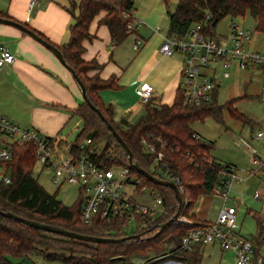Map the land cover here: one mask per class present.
<instances>
[{"label": "trees", "instance_id": "trees-1", "mask_svg": "<svg viewBox=\"0 0 264 264\" xmlns=\"http://www.w3.org/2000/svg\"><path fill=\"white\" fill-rule=\"evenodd\" d=\"M162 1L169 14V35H185L192 24L207 20V15H211V18L205 32L213 37L216 36V25L228 16L249 15L255 20V31L264 34V0H178L173 10H170V0ZM66 9L75 21L70 26L69 41L58 49L83 82L89 100V103L83 100L74 110V114L82 119L83 128L72 144V151L77 152V144L85 132H88L87 137L92 138L94 143L103 140L102 149L98 151L95 148V154L92 155L94 160L109 167L129 168L132 176L142 179L144 184L162 194L166 213L156 223L137 231L140 238L120 243H93L62 237L6 217L3 212L84 235L117 239L127 236L115 222H97L94 226L82 224L80 211L83 195L75 205H65L57 198L56 192L47 191L34 176L37 159L35 145L28 143L17 146L11 161L0 162V167L9 174L4 177L10 179L9 183L0 180V264H22L15 263L13 258H28L32 254H39L49 262L60 261L64 264H133L135 260L154 264L171 257L182 259L184 264H201L203 247L198 245L190 251L180 252V242L189 229L208 221L188 220L184 223L176 219L157 234L161 226L176 213H179L178 218H187L199 197L213 195L216 185L221 182V170L231 166L212 155L215 142L202 137L194 130L193 124L209 117L223 123L224 111L252 129L256 123L237 110L235 105L238 99L220 105L215 97L212 102L201 106L185 105L181 87L172 104L149 99L145 102L144 114L137 122L115 121L113 105L102 100L100 91L118 88L117 77L102 79L98 73L88 75L84 65L86 62L94 64L93 69L98 71L102 65L96 60L83 59L84 42L95 38L90 33V25L101 13L105 15L99 23L109 29L113 45L117 47L125 42L135 31H129L127 26L134 20L136 0H69ZM34 32L47 41L39 32ZM91 105L101 111L105 121ZM107 123L113 126L128 146L134 163L140 168L162 178L164 175L158 169L165 164L169 176L179 180L183 186V205L180 209L172 188L156 184L136 171ZM143 138L149 141L154 139L156 147L163 153L161 161L156 162V154L146 152L141 143ZM254 218L259 230H262L264 219L257 214H254ZM167 242H173V247L168 249ZM159 252H162L161 257L154 255Z\"/></svg>", "mask_w": 264, "mask_h": 264}, {"label": "built area", "instance_id": "built-area-1", "mask_svg": "<svg viewBox=\"0 0 264 264\" xmlns=\"http://www.w3.org/2000/svg\"><path fill=\"white\" fill-rule=\"evenodd\" d=\"M36 3L38 0H31L30 8ZM210 18L211 15H207V20L192 24L183 36L166 34L160 48L163 55L180 53L183 57L180 87L184 92V104L188 106L212 102L219 86V71L222 70L223 78H228V69L234 63L243 70L252 68L264 72V52L250 51L247 48L254 36L253 29L232 20L227 35L213 37L205 32ZM137 24L140 23L134 19L128 24V30L134 31ZM155 30L159 31L160 28ZM142 45L143 40L137 38L133 49L137 51ZM14 61V54L8 48L1 47L0 67ZM136 94L146 102L153 98L154 88L149 83H142L136 88ZM262 94L264 95V84ZM256 137L262 138L263 131L258 130ZM28 143L35 145L36 165L41 167V171L53 169V181L57 186L70 183L79 187L83 195L80 211L82 224L93 226L97 222H115L126 225L135 222L140 231L151 223H156L166 213L162 194L144 184L142 179L132 176L129 168L109 167L94 160L92 138L81 139L77 144V152H74L72 144L62 147L59 138L46 137L35 128H23L0 116V162L11 161L15 156L14 149ZM141 143L146 152L156 154V162L163 159V153L156 147L154 139L149 141L143 138ZM163 145L162 143L161 146ZM248 148L252 151L253 166L246 172L247 177H252L264 167V155L258 157L254 149L250 146ZM158 171L164 175L161 179L174 182L180 192H183V186L178 179L169 176L165 164ZM262 172L264 174V168ZM220 177L221 182L216 185L214 194L221 196L226 202L230 199L232 185L245 178L233 166L221 170ZM3 180L5 183L10 182L8 177ZM254 197L259 199L260 192H255ZM177 220L187 222L185 217ZM236 220L237 209L223 206L215 221H208L188 230L180 242V252L190 251L198 245H218L223 252L232 253L233 264H264V228L258 229L256 235L244 237L234 229ZM133 264L145 263L134 261ZM158 264H182V261L171 257Z\"/></svg>", "mask_w": 264, "mask_h": 264}, {"label": "crops", "instance_id": "crops-1", "mask_svg": "<svg viewBox=\"0 0 264 264\" xmlns=\"http://www.w3.org/2000/svg\"><path fill=\"white\" fill-rule=\"evenodd\" d=\"M30 1L0 0L1 17L5 16V19H12L39 32L57 47L67 43L70 26L75 21L66 9L69 0H38L32 8ZM137 3L134 19L140 24L136 25L134 33L125 42L117 47L113 45L109 29L99 23L105 15L101 13L90 25V33L95 38L84 42L83 53L85 61L96 60L102 65L98 71L102 79L117 77L119 87L104 89L100 91V96L106 104L113 105L116 121L126 120L130 123L137 122L145 111V102L136 94L138 86L149 83L154 88L152 99L155 102L172 104L182 82V55L167 56L160 51L166 35L164 27L170 22L165 4L162 0H137ZM158 27L160 30L156 31ZM137 38L143 40V45L135 52L133 44ZM257 38L263 45L264 37ZM3 46L14 54L15 61L0 67V116L23 128H35L46 137L59 138L62 147L73 144L76 140L71 143L68 138L71 139L74 132L79 130L77 139L83 128L82 119L74 114L83 97L71 73L40 42L14 26L0 23V48ZM130 47L134 52L128 50ZM261 51L264 52V48ZM262 76L264 81V74ZM79 125L82 126L80 129ZM258 130L263 131L262 138L256 137ZM242 134L243 131L240 137L236 135V139L239 138L243 150V161L233 160L223 164H230L245 175L247 169L253 166L252 151L248 148L251 144L247 140L254 146L256 156L264 155V121L257 130L250 128L247 137L243 138ZM242 139L246 141L243 143ZM263 168L255 177L244 179H255L261 185V189L255 191H259L261 197H253L263 201L262 207L251 212L247 210L248 214L253 217L257 214L261 219H264ZM197 215L202 221H214Z\"/></svg>", "mask_w": 264, "mask_h": 264}, {"label": "rangeland", "instance_id": "rangeland-1", "mask_svg": "<svg viewBox=\"0 0 264 264\" xmlns=\"http://www.w3.org/2000/svg\"><path fill=\"white\" fill-rule=\"evenodd\" d=\"M177 2L178 0H170V10H173L175 8ZM136 6H138L137 0ZM232 20L253 29L254 36L247 46L248 50L255 51L257 49L262 50L264 48V43L262 45V41H260L259 38L256 39L257 36L264 37V35L255 31V20L249 15H246L245 17H225L216 25L214 29L215 34L217 36L227 35L229 31V25ZM164 30H166L165 32L166 34H168L169 24L164 27ZM128 50L130 52L138 51L134 49L133 51L131 47L128 48ZM84 65H86V69L88 70L87 73L89 76H93L98 73V70L96 68L93 69L94 64L92 65V63L86 62V64ZM228 71L230 74L228 78H223L222 70L219 71V86L215 92L217 102L220 105H224L232 99H238L235 105L237 110L239 112H242L244 115L254 120L255 122H258L254 127V130H257L264 121V95L262 94V85L264 84L262 75L264 74V72L252 68L243 70L238 68L235 63L228 69ZM222 116L223 123L218 122L212 117H209L204 121L194 122L193 128L202 137L215 142V148L212 151V155L222 163H229L233 160H239L242 162L243 150L240 141L238 140L239 138L236 139V135L240 137V132L242 133L243 131L242 137H247V134L250 133L251 127L249 125H244L241 121L235 118H232L227 111H224ZM81 127L82 126H80L79 129ZM78 131L76 130L74 132L71 139L68 138L69 142L72 143L74 140H76L75 138ZM87 135L88 132H85L83 134L82 140L85 139ZM245 141V139H242L243 143ZM247 141L251 144L250 147L254 149L251 141ZM103 145V140H98L94 143V148L99 151L102 149ZM245 150L248 151L246 148ZM240 171L244 174L242 170ZM33 174L37 178L38 182L47 191L51 193L56 192L57 198L61 200L65 205L73 206L78 201H80L81 192L79 187L70 183H64L60 187L57 186L53 181L54 171L52 168H46L45 170L41 171V167L39 165H36ZM4 175L9 176V174L0 167V180L4 178ZM241 176L246 179L253 177H247V172L245 175L241 174ZM255 176L256 175H254V177ZM257 189H261V185L259 186V181L250 179L244 180L239 183H234L230 191V199L226 202H224V200L219 195H203L198 198L195 207L193 208V210H191V214H189V216L185 218L187 221L196 220L201 222L202 219H200L197 215L199 214L200 216H205L209 220L215 221L219 210L223 206H232L235 207L238 211L236 224L234 226L235 231L240 232V234L244 237L256 235L258 231L257 221L251 214L247 213V210L255 211L258 210V208H261L263 205V201H261V199L256 200L253 197ZM118 226L121 230H124L127 233V236L136 235V233H138L137 224L135 222H130L126 225L118 223ZM173 245V242H167L168 249L172 248ZM161 253L162 252H159L154 255L157 257H161ZM201 253V264H233L232 254L229 252L223 253L217 245H207L204 249L202 248ZM13 261L15 263L22 262V264H64L60 261L49 262L47 260H44L43 257L39 254H32L28 258L23 259L15 257L13 258ZM181 261L182 264H184L182 259ZM144 263L148 264L146 260H144Z\"/></svg>", "mask_w": 264, "mask_h": 264}, {"label": "water", "instance_id": "water-1", "mask_svg": "<svg viewBox=\"0 0 264 264\" xmlns=\"http://www.w3.org/2000/svg\"><path fill=\"white\" fill-rule=\"evenodd\" d=\"M0 23L8 24V25H11V26H14V27L18 28L20 31H22L23 33L29 35L30 37H32L36 41L40 42L44 47H46L49 51H51L60 60V62L67 68V70L71 73L72 77L74 78L76 84L78 85V87H79V89L81 91L83 100L87 101V102L89 101L87 99L86 89H85V86H84L83 82L78 77V75L76 74L75 70H73L65 62L64 57H63L61 51L58 49V47H56L52 43H49L48 41L44 40L39 35H37L33 30L29 29L28 27H26L22 23H19L17 21L12 20V19H5V18H2V17H0ZM91 107L99 114L101 119L103 121H105V117L103 116L101 111L99 109L93 107L92 105H91ZM107 127L113 133L116 141L119 144H121L125 154L129 158L130 163L136 169V171H138L139 173H141L142 175H144L145 177H147L148 179H150L151 181H153L156 184H159V185H162V186H165V187H170V188L173 189V191L175 192V195H176V197H177V199L179 201V209H180L182 207V205H183V197H182V193L180 192L178 186L172 181L164 180V179H161L159 177L153 176V175L150 174V172L140 168L136 163H134L133 155H132L130 149L125 144V142L122 140V138L119 136V134L116 132V130L113 128V126L111 124L107 123ZM2 214L5 215L6 217L15 219V220H17L19 222H23V223H25V224H27V225H29L31 227H34V228L39 229V230H42L44 232L55 234V235H60L62 237H68V238H72V239H77V240H80V241L93 242V243H120V242L129 240L131 238H135V239L140 238V235H137V234L136 235H132V236H126V237L118 238V239L117 238H107V237H97V236H91V235H84V234H81V233H77V232L66 230V229L61 228V227L52 226V225H46V224L39 223L37 221L29 220V219H26L24 217H21L19 215H16V214H13V213H10V212H3ZM178 214L179 213H176L173 217H171V219L169 221H167L165 224H163L161 226V228L159 229V231L157 232V234L161 233L165 228H167L176 219H178Z\"/></svg>", "mask_w": 264, "mask_h": 264}]
</instances>
